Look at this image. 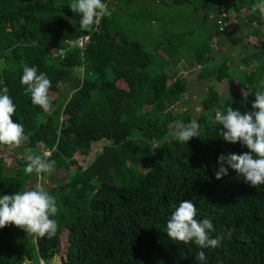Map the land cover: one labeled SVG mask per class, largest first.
Masks as SVG:
<instances>
[{
	"label": "trees",
	"instance_id": "16d2710c",
	"mask_svg": "<svg viewBox=\"0 0 264 264\" xmlns=\"http://www.w3.org/2000/svg\"><path fill=\"white\" fill-rule=\"evenodd\" d=\"M119 1L108 3L111 15L85 33L68 7L71 0H0V87L9 89L16 106L13 122L25 132L18 147L0 149L16 147L31 156L51 152L48 159L56 161L50 172L29 175L25 157L8 172L0 156V194L41 183L59 208L53 217L58 231L50 239L14 225L0 229V264H46L58 256L61 264H195L200 249L166 235L173 206L183 200L193 202L197 220H212L213 237H224L220 247L204 249L208 264H264V185L251 187L232 169L220 180L214 175L221 154L249 151L223 141L214 115L227 107L251 110L264 79V18L251 10L254 0H228L231 4L224 8L233 10L231 15L225 10L229 18L243 31L251 26L241 32L248 39L244 48L256 49L242 51L235 58L238 64L219 56L217 64L213 43H204L186 59L181 36L162 31L152 37L154 46L148 51L142 40L126 32ZM171 1L196 4L203 20L215 7L213 0ZM219 13L213 9V39ZM238 37L225 33L224 43L232 42V49ZM24 66H35L50 79L51 115L33 106L21 86ZM178 66H200L196 81L205 85L195 119L199 136L187 144L177 142L168 129L172 121L194 119L183 106L195 88L184 73L170 79ZM178 106L180 112L172 110ZM100 142L101 151L80 167L74 154ZM61 171L68 174L64 182H40L41 176Z\"/></svg>",
	"mask_w": 264,
	"mask_h": 264
},
{
	"label": "clouds",
	"instance_id": "9594fccd",
	"mask_svg": "<svg viewBox=\"0 0 264 264\" xmlns=\"http://www.w3.org/2000/svg\"><path fill=\"white\" fill-rule=\"evenodd\" d=\"M72 13L79 16V27L87 33L99 23L102 17L111 15L106 0H71L68 5ZM251 10L264 18V0H254ZM20 84L26 94H30L31 104L38 106L43 113L51 115L55 111L49 97L51 81L44 72H38L35 66H24ZM255 100L251 110L242 113L239 109L227 107L226 111L217 110L214 121L221 126L223 141L246 147L249 151L241 154H221L217 158L218 167L214 171L217 180L234 170L244 182L253 188L264 185V79L259 81ZM16 106L6 86L0 87V146H19L25 139L24 127L13 122ZM174 139L187 144L193 137L199 136V123L193 119L187 124L172 121L168 124ZM51 151H55L53 148ZM51 152L43 155L28 156L24 167L26 174L42 175L50 172L56 164L49 160ZM59 211L56 198L41 184L31 189L19 190L15 194H0V229L14 225L26 233L38 237L52 238L58 231L57 221L53 218ZM197 209L191 200H183L173 206L167 223L166 235L174 242L189 243L200 250L195 255V264H208L204 249L221 246L222 234L213 237L216 231L209 218L197 220Z\"/></svg>",
	"mask_w": 264,
	"mask_h": 264
},
{
	"label": "rangeland",
	"instance_id": "374dc122",
	"mask_svg": "<svg viewBox=\"0 0 264 264\" xmlns=\"http://www.w3.org/2000/svg\"><path fill=\"white\" fill-rule=\"evenodd\" d=\"M215 1V0H213ZM221 1V0H218ZM124 0H120L118 4V13L120 12V18L123 21V25L125 26L126 32L129 34L131 39H140L143 41L146 49L151 51L154 46L153 36L157 35L159 32H164L168 36L180 35L181 40L183 42L182 50L184 51V57L189 59V57H194L196 51L200 48L204 43H213L214 50H211V53H214V59L218 64L220 62L219 57L227 58L229 57L230 64H238L237 59L242 57V51H246L249 49H256L254 46L249 49L244 48V44L248 43V39H246L245 35L241 34L243 29H241L238 25V30H235L231 35H239L237 41L234 43L233 48L231 49L232 42H228V44L224 43L226 38H223V35L218 39L219 41H215L216 37H219L216 33L215 38L213 39V27L212 21L214 16L213 9L207 10V15L209 18L203 20V11H196V4L192 3L187 5H179L173 3L171 0H138L135 5H127V7L123 4ZM224 3H230L228 0H223ZM217 3V1H216ZM231 4V3H230ZM228 14H233L232 9L226 8ZM225 9V10H226ZM123 10V11H122ZM122 11V12H121ZM141 13L142 16L138 17H130V13L132 12ZM116 12V11H115ZM242 14L243 11H242ZM237 18V17H236ZM216 19V18H215ZM235 19V18H234ZM153 21L154 23H150ZM251 25V24H250ZM251 26L244 27V33L249 32ZM264 33V29L262 30ZM257 39V38H256ZM258 43V41H257ZM260 45V43H258ZM257 45L256 43L254 44ZM184 47V49H183ZM219 56V57H218ZM191 58V59H192ZM220 58V59H222ZM231 58L233 60H231ZM218 60V61H217ZM187 63H184L186 65ZM237 66V65H236ZM199 66L197 69H188L183 66H178L176 70L171 73V80L176 78L177 76L182 75V77L188 79L189 86L195 88L193 90L194 94H187L185 98V103L183 109H187L190 111L191 115H193L194 119L198 116L200 112V99L204 96L205 85L204 82L196 81V73L199 70ZM222 93H228V88L225 85H221ZM230 89V88H229ZM192 98V99H191ZM172 110L176 112H180V107H176ZM103 147V143H97L92 145H85L84 149L78 153H75L73 159L78 163V165L82 168L86 167L95 157V154L100 152ZM89 150V153L83 154L85 151ZM0 156L4 159L6 169L8 172H13L16 168V162L21 160V157H25L27 159L29 155L27 152L22 151L16 147H12L9 150L0 149ZM74 169V168H73ZM68 174L66 172H57L53 176L40 177V182H44L45 186H55L58 182H64L65 177ZM46 177V178H45ZM43 264V262H41ZM46 264H61L60 257H54L53 259L48 260Z\"/></svg>",
	"mask_w": 264,
	"mask_h": 264
},
{
	"label": "built area",
	"instance_id": "2783aa9c",
	"mask_svg": "<svg viewBox=\"0 0 264 264\" xmlns=\"http://www.w3.org/2000/svg\"><path fill=\"white\" fill-rule=\"evenodd\" d=\"M113 0H106L107 3L112 2ZM217 8L220 9V13L217 18L216 26H217V31L218 35H224L225 33L227 34H232L235 30H238V25L229 18L227 12L225 11L224 4L220 3L217 5ZM98 24V23H97ZM254 26V25H253ZM83 39L81 40L82 44ZM83 48V45H82Z\"/></svg>",
	"mask_w": 264,
	"mask_h": 264
},
{
	"label": "crops",
	"instance_id": "0c3cea01",
	"mask_svg": "<svg viewBox=\"0 0 264 264\" xmlns=\"http://www.w3.org/2000/svg\"><path fill=\"white\" fill-rule=\"evenodd\" d=\"M216 1H217V3H216ZM214 3H215L216 5H218V4H220V3L225 4V3L223 2V0H221V2H219L218 0H215ZM218 36H219V37H216V38H215V41H219V40H220L219 38H220L221 36H220V35H218ZM218 39H219V40H218ZM199 68H200V66H199ZM196 69H197V66H196ZM196 74H197V73H196Z\"/></svg>",
	"mask_w": 264,
	"mask_h": 264
},
{
	"label": "water",
	"instance_id": "95a60500",
	"mask_svg": "<svg viewBox=\"0 0 264 264\" xmlns=\"http://www.w3.org/2000/svg\"><path fill=\"white\" fill-rule=\"evenodd\" d=\"M84 42H85V38L83 39V41H82V45L84 46Z\"/></svg>",
	"mask_w": 264,
	"mask_h": 264
}]
</instances>
